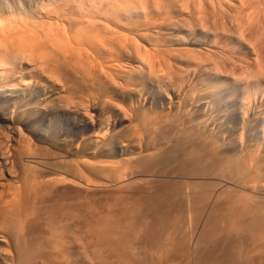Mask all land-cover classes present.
<instances>
[{
    "label": "bare ground",
    "instance_id": "obj_1",
    "mask_svg": "<svg viewBox=\"0 0 264 264\" xmlns=\"http://www.w3.org/2000/svg\"><path fill=\"white\" fill-rule=\"evenodd\" d=\"M61 1L27 9L0 0V264H158L139 258L151 253L166 256L159 264H264V20L257 18L263 23L253 31L249 20L237 22L235 31L223 20L220 27L216 18L229 12L228 0L191 2L198 13L188 0L178 1L177 9L169 0L154 6L82 0V17L67 21L57 8L47 11ZM183 9L196 15L186 12L194 15L186 22ZM243 43L252 49L247 52ZM49 53L55 59L49 55V61ZM232 54L247 64H234ZM148 83L158 87L146 88L154 93L151 108L148 103L135 112L147 136L145 144L141 135L143 159L149 161L124 159L138 168L132 174L137 180L120 184L115 175L110 181L118 185L111 186L98 175L122 164L107 150L115 139L100 147L88 141L90 132H104V122L97 128L90 106L80 102L90 104L97 95L130 99ZM73 85L75 94L84 85L88 100L75 101ZM56 103L68 111V126L52 121L42 129ZM128 113L115 125L131 126L135 113ZM130 151L125 147L123 155ZM169 157L207 169L191 170L192 179L219 183L205 181L217 186L196 194L195 180L184 190L175 179L164 181L165 172L157 175L152 167ZM142 167L154 174L144 175ZM72 239L88 259L79 247L71 249Z\"/></svg>",
    "mask_w": 264,
    "mask_h": 264
},
{
    "label": "rangeland",
    "instance_id": "obj_2",
    "mask_svg": "<svg viewBox=\"0 0 264 264\" xmlns=\"http://www.w3.org/2000/svg\"><path fill=\"white\" fill-rule=\"evenodd\" d=\"M8 1H10V3H12L13 5H15L14 3H17V4H20L19 2H21V5L22 6H24V4H26V6H27V9H29V8H31V7H35V6H37L38 5V3H40V1H42V2H45V3H47V1L48 0H8ZM33 1V2H32ZM68 1H69V3H68ZM81 1L82 0H67L66 2L64 1V0H62L59 4H61V5H59L58 4V6L56 7H54V6H52V7H50V8H48L47 9V11L49 10V11H54V9L55 8H57L58 9V11H57V9H55L56 11H55V13L57 14L58 13V15H59V17L60 18H62V17H64V18H62V19H64V20H67V21H69L68 19L69 18H71L70 20H77V19H79V18H81L82 16H81V13L83 12V10H82V8H78L77 9V7H78V5L81 3ZM126 1V0H125ZM131 1H133V0H127L126 2H131ZM144 1V2H143ZM158 1H160V0H134V2L136 3L137 2V4H150V5H155V4H153V3H159ZM164 1V2H163ZM167 1L168 0H162V2L160 1V3H162V4H168L167 3ZM176 1V2H175ZM178 1H180L181 2V0H169L168 2H169V4H171V6L172 5H174L175 6V4L176 3H180V2H178ZM187 1V0H186ZM185 0L183 1L182 0V2L184 3V2H186ZM190 1V2H189ZM193 1H195L196 2V0H188V2H189V4L191 3V2H193ZM232 1V2H231ZM236 1V2H235ZM238 0H228V3L229 4H232V5H229V6H227L228 7V9H227V11L229 10V12L228 13H223V18L224 17H226V19L224 18H216V22L219 24L220 23V21L219 20H223L224 21V23H225V25L227 24V25H229V26H227V28L229 27V29H231V30H233V28H234V30L233 31H235V29L237 28V27H235L236 25H238V23H239V25L238 26H241L242 24H244V22L246 23V20H249V23L251 22H254V28H253V25H252V28H251V30L253 29H255V27H257L256 26V23H263V21L262 22H259V20H264V0H239L238 2H237ZM245 1V2H244ZM29 2V3H28ZM37 2V3H36ZM133 2V3H134ZM151 2V3H150ZM173 2H175L174 4H172ZM251 2V3H250ZM22 3H24V4H22ZM65 3H67V4H65ZM132 3V2H131ZM234 3H235V5H234ZM247 3V4H246ZM16 4V5H17ZM32 4V5H31ZM35 4V5H34ZM156 4V5H157ZM162 4H160L161 6H162ZM182 3H180L179 5H181ZM240 4V5H239ZM31 5V7H29ZM34 5V6H33ZM149 5V6H150ZM191 5H192V8H190V9H192L193 11H195V9H193V4H190L189 5V7H191ZM242 5V6H241ZM245 5H246V7H245ZM61 6L63 7V8H61ZM75 6V7H74ZM148 6V5H147ZM163 6H165V5H163ZM232 6V7H231ZM244 6V7H243ZM61 9H60V8ZM176 8H174V9H177V7H179V6H175ZM229 7H231V10H230V8ZM238 7V8H237ZM53 8V9H52ZM65 8V9H64ZM180 8H181V6H180ZM232 8H234V9H232ZM236 8V9H235ZM240 9V10H239ZM61 10V11H60ZM65 10V11H64ZM72 10H74V11H72ZM81 10V11H80ZM187 11H185V9H183V11L182 12H184V13H182L181 11V13H182V16L184 17V18H182V19H184L185 20V17H187V15L185 16V14H186V12L187 13H192V14H194V12L192 11V10H189V9H186ZM189 10V11H188ZM233 10V11H232ZM254 10V11H253ZM62 12V13H60V12ZM64 11V12H63ZM67 11V12H66ZM76 11V12H75ZM176 11V10H175ZM192 11V12H191ZM234 11H235V13H234ZM44 12V11H43ZM180 12H179V15H180ZM195 12H197L198 13V11H195ZM237 12V13H236ZM45 13V12H44ZM49 13V14H48ZM48 13H46L45 15L47 16V17H54V15H55V17L57 16L54 12H48ZM189 13V14H190ZM257 13V14H256ZM52 14V15H51ZM70 14V15H69ZM83 14V13H82ZM184 14V15H183ZM191 14V15H192ZM225 14H227L228 16H226ZM231 14H232V16H231ZM49 15H51V16H49ZM75 15V16H74ZM175 15H177V16H174V17H177V18H179L178 17V14H175ZM194 15H196V14H194ZM194 15H192V16H190L189 15V17H193ZM230 15V16H229ZM233 15H235V16H233ZM241 15V16H240ZM66 16H69V18L68 17H66ZM73 16H74V18H73ZM77 16V17H76ZM181 16V17H182ZM221 16V15H220ZM238 16V17H237ZM180 17V18H181ZM189 17H187V18H189ZM196 17V16H195ZM194 17V18H195ZM217 17H219V16H217ZM228 17V18H227ZM231 17V18H230ZM233 17H235L234 19H233ZM253 17V18H252ZM66 18H68V19H66ZM176 18V19H177ZM187 18H186V22H187ZM194 18H193V20L192 21H194ZM257 18H260L259 20L257 19ZM262 18V19H261ZM47 19V18H46ZM49 19V18H48ZM190 19V18H189ZM229 19H230V23H229ZM232 19V20H231ZM236 19V20H235ZM237 19H238V21H237ZM227 21V23H226V21ZM240 20L242 21V23L240 22ZM244 20V21H243ZM251 20V21H250ZM189 21H191V20H189ZM188 21V22H189ZM233 23H232V22ZM234 21H235V23H234ZM256 21H258V22H256ZM222 22V21H221ZM238 22V23H237ZM190 23H194V22H190ZM240 23H241V25H240ZM250 23V24H251ZM216 24V23H215ZM217 24V25H218ZM253 24V23H252ZM259 24H257V25H259ZM220 27H221V23H220V25H219ZM222 26H223V22H222ZM232 28H231V27ZM245 27H246V24H245ZM248 27V26H247ZM246 27V28H247ZM223 29H224V26H223ZM249 29V28H248ZM247 29V30H248ZM229 31V30H227L226 28L224 29V31ZM251 30L250 31H248V34L251 32ZM252 30V31H253ZM228 33H230V31L228 32ZM232 33V32H231ZM230 33V34H231ZM234 33V32H233ZM114 39V38H113ZM107 40V39H106ZM236 40V39H235ZM238 41H240L239 39H237V42ZM236 42V43H237ZM242 42H244V40L242 41ZM238 43H240V42H238ZM244 44V43H243ZM247 44H248V46L250 47V49H248V46H247ZM238 45V44H237ZM244 46H247V47H245V50H246V48H247V52L249 51V50H251L252 49V46L249 44V43H246V45L244 44L243 45V47ZM232 47V46H231ZM232 48H234V47H232ZM235 51V50H234ZM246 51H244V52H242V53H244V54H247V53H245ZM237 51H235V53H236ZM250 52H252V51H250ZM235 53H233L234 55H235ZM238 53V52H237ZM241 53V54H242ZM233 54H232V56H231V60L234 62V64H235V62H237V63H239V61H242V59L245 57H247L248 58V56L246 55V56H244V55H241L240 54V52H239V54L240 55H238V57H240V58H242L241 60H238V61H234V59H233ZM51 56V54L49 53L48 54V58H49V61H51L50 60V56ZM55 56V55H54ZM236 56V55H235ZM244 56V57H243ZM250 56V55H249ZM51 58L52 59H55V58H53L52 56H51ZM239 58V59H240ZM246 58V59H247ZM236 59H237V56H236ZM251 59V58H250ZM246 60V61H251V60ZM53 61V60H52ZM244 61V60H243ZM240 62V64H239V66H244V64H247V62L246 63H244V62ZM55 62V65H56V61H54ZM236 63V64H237ZM242 63V64H241ZM54 65V66H55ZM238 65V64H237ZM237 65H235V67L237 68V67H239V66H237ZM246 66V65H245ZM234 67V68H235ZM153 84V85H152ZM148 83L146 86H145V89H142V88H144V87H142V88H140V90L138 91V93L139 92H142V94L141 93H139L141 96H143L142 98H144V100H146L147 102H144V100L141 98V96L139 95H137V94H135V96L136 97H139V98H135V96H133L134 94L133 93H135V92H133L132 93V96L133 97H130V99L128 98H120V97H118L117 99L118 100H116V102L115 101H113V100H111V99H109V97H105V96H101V95H97V97H98V100H97V98L95 97H93L94 99H92L91 98V101H92V103H90V104H88V101H85V103L84 102H80V100H79V102H80V104L81 103H83V104H87V105H89L90 106V115L93 117L92 119H94L95 121H97L98 122V124H97V128H99L100 126L99 125H101L102 124V127L104 126V132H102V134L100 133V135L98 134V132L97 133H94V132H92V133H94V134H92L91 132L88 134V141L91 143L92 141H93V143H95L94 145H99L98 147H100V145H102V144H104L105 143V141L107 142V139H108V137H112L110 140H114L113 141V143H112V145H111V147L110 148H107V150L109 149H113V151H115L116 153H114L113 151V154H114V156L113 155H111L112 156V158L114 157V159L113 160H117L116 162H121L122 164H117V165H115V166H113L112 165V167H110V168H112V169H109V170H107V171H110V173L111 174H108V172L106 173L107 175H110V177L112 176V178H109L107 175L105 176L106 177V179H105V177H104V175L105 174H100V175H98V176H101L100 178H102L103 177V179H101V180H104L105 182H107L108 180V182H111L113 179H114V177L113 176H115V175H117L118 176V180H117V177L115 176V181H118L120 184L121 183H125V182H132V181H135V180H137V176H134V175H132V174H135L136 175V172H139L137 169L138 168H136L135 169V166L134 167H130L131 166V164H133V163H131V162H134V160H135V162H136V160L137 161H139V162H142V160L143 161H145V162H147L148 163V161L146 160V158H145V160L143 159L145 156V151H144V143L146 144V141L147 140H145V139H147V136H145V135H143L142 134V132L141 131H144V127L142 126V123H141V126H140V124H138V123H140L139 122V120H138V122H137V119L138 118H136L137 116H138V113H140V111L142 112V110H146V109H148L147 107L149 106V108H151L150 106H151V102L153 101L152 99H154L153 98V94L154 93H152L154 90H157L156 88H158V87H156V84H154V83ZM81 85H82V83H81ZM154 85H155V89H154ZM149 86V90H151L150 91V93H148L149 92V90H147L146 88ZM76 87L77 86H75V85H73V87L71 88L72 89V91H71V93H72V95L74 96V98H76L75 99V101L76 100H78V99H81V100H88V96L84 99V95H82V93L83 92H85L84 90H85V87H84V85H83V87L81 88L82 89V91L80 90V93L78 92L79 90H77V92L78 93H74V92H76L75 90H76ZM80 88V87H79ZM79 88H77V89H79ZM84 89V90H83ZM143 90V91H142ZM148 91V92H147ZM143 92H145V93H143ZM74 93V94H73ZM152 93V95H150ZM78 94V95H77ZM83 94H85V93H83ZM146 94H147V96H146ZM149 94V95H148ZM68 95H70L71 96V94L69 93ZM80 95V98L79 97H76V96H79ZM81 95L83 96L82 98H81ZM72 97V96H71ZM102 97V98H101ZM146 97L148 98V99H146ZM151 97V98H150ZM155 97V96H154ZM78 98V99H77ZM90 98V97H89ZM134 98L136 99V100H134ZM140 98H141V100H143V102L141 103L140 101ZM150 98V99H149ZM124 99V100H123ZM131 99H133L132 100V102H131ZM140 101H139V100ZM90 100V99H89ZM101 100V101H100ZM74 101V100H73ZM108 101V102H107ZM110 101V102H109ZM139 101V102H138ZM113 102V103H112ZM106 103V104H105ZM107 103H108V106H107ZM119 103H120V105H119ZM148 103H150L149 105H148ZM75 104V103H74ZM113 104H114V106H113ZM63 105V104H62ZM105 105V106H104ZM143 105V106H142ZM148 105V106H147ZM55 106H56V108H55ZM57 106H58V108H57ZM74 106H76V105H74ZM97 106V107H96ZM110 106H111V108H110ZM126 106V107H125ZM133 106V107H132ZM60 107H61V109H62V112H61V109H60ZM80 107V106H79ZM116 107H117V109H116ZM132 107V108H131ZM146 108V109H144V108ZM53 108V107H52ZM82 108V107H81ZM129 112V113H131V115L132 114H134V115H130L131 117H135V118H132V119H134V120H131V123H129V124H131V126L130 125H126V124H128V122H125V124H118L117 126L115 125L116 123H121V122H119L120 120H119V118L118 117H120V115H122V114H124V113H128V112H122V111H125V109ZM55 109H56V112H55ZM140 109H142V110H140ZM60 110V111H59ZM63 110H64V112H63ZM133 112H131V111ZM137 110V112H135ZM140 110V111H139ZM60 112V113H59ZM122 112V113H121ZM128 113V114H129ZM58 114V115H57ZM93 114H94V116H93ZM137 115V116H136ZM105 116V117H104ZM129 116V115H128ZM96 117V118H95ZM101 118V119H100ZM108 118V119H107ZM116 118L118 119V120H116ZM47 119V120H46ZM104 119V120H103ZM108 120V121H107ZM111 120V121H110ZM135 120H136V122H135ZM53 121V122H52ZM42 122H44V123H46V124H44V123H42ZM53 123V124H55V126L56 127H66V126H68V124H69V117H68V111L67 112H65V109L60 105H58L57 103L54 105V109H52V114L50 115V116H48L47 118H45L43 121L41 120V122H40V125H41V127H42V129H44V127H45V130H46V126L45 125H48L49 123ZM101 122H104V124L103 123H101ZM108 122V124H106ZM101 123V124H100ZM111 125H110V124ZM112 123H113V125H114V127H111V126H113L112 125ZM57 124V125H56ZM105 124H106V127H105ZM135 125V126H134ZM136 125H137V127H136ZM140 127H142V128H140ZM116 126V127H115ZM121 126H123V127H121ZM134 126V127H133ZM61 127V128H62ZM105 128L107 129V130H105ZM113 128V129H112ZM115 128V129H114ZM112 131H111V130ZM138 129H143V130H139L138 131ZM97 131H98V129H96ZM109 130H110V132H109ZM115 130H118V132H116ZM121 130V131H120ZM126 130V131H125ZM115 131V132H114ZM138 131V133L136 134L135 132H137ZM112 132V133H111ZM104 133H105V135H104ZM114 133V134H113ZM139 133H140V136H138L139 135ZM145 133V132H144ZM113 134V135H112ZM117 134V135H116ZM146 134V133H145ZM91 135H92V137H91ZM115 135V136H114ZM131 135H133L132 137H131ZM141 135H142V140H144L143 142L141 141ZM106 136V137H105ZM113 136H114V138H113ZM118 136V137H117ZM124 136V137H123ZM138 136V137H137ZM136 137L138 138V139H136ZM86 138V139H87ZM90 138V139H89ZM105 138V139H104ZM118 138V139H117ZM133 138H135V139H133ZM93 139V140H92ZM109 139H108V141H109ZM140 139V140H139ZM104 140V141H103ZM119 140V141H118ZM129 140H131V141H129ZM133 140H136L137 141V145L139 146L140 145V148L138 147V146H133V144L132 143H134V144H136V142L134 141V142H132ZM118 141V142H117ZM121 141V142H120ZM128 141V142H127ZM139 141H141L142 142V145H141V142H139ZM88 142V143H89ZM103 142V143H102ZM125 142H127V144H128V146H127V144L125 143ZM130 142V143H129ZM92 143V144H93ZM118 143V144H117ZM73 144V143H72ZM130 144H132V145H130ZM70 147H71V142H70ZM69 145H67L68 146V149L70 148L69 147ZM67 146H65L66 148H67ZM119 146V147H118ZM127 147L128 148V150L130 151L129 152V156L128 155H126V157H125V155H123V150H124V148L125 147ZM130 146V147H129ZM132 146V147H131ZM73 148H75V146H72L71 148H70V150L71 149H73ZM102 148H103V146H102ZM131 148V149H130ZM50 151H52V149H50ZM93 151H95L94 149L93 150H91L90 149V153L92 152V153H95V154H92V155H94V156H96V153H97V150L95 151V152H93ZM53 152V151H52ZM89 152V151H88ZM145 152V153H144ZM131 153V154H130ZM142 153V154H141ZM90 154V156H88V157H90V158H93L92 157V155ZM143 155V156H142ZM110 156V157H111ZM135 156V157H134ZM124 159H126L125 161L126 162H128V160L130 161V165L128 164V163H124L125 161H124ZM132 159H133V161H132ZM142 159V160H141ZM161 159V158H160ZM159 159V160H160ZM174 158H168L167 160H165L164 158L163 159H161L160 161H158V162H155L154 164H155V166H156V168H155V166H153L152 167V169L154 170V172H156V174L157 173H161V174H163L162 172H165L163 175H165V176H163V175H161L162 176V178H164L165 180L164 181H171V180H173V179H175V182H178L179 184H182V189L184 190V188L186 187V188H188V185L189 184H192V182L191 181H194V182H196L197 181V185H198V183H199V185L201 186H197V187H195V188H193L194 190L195 189H197V190H195L194 192L196 193V194H198V193H204V192H206V191H212L217 185H212V183H214V184H217L215 181H217L218 183H219V181L217 180V179H215V178H206V179H192L190 176L192 175H188V174H190V173H192L193 172V170H194V174H195V172H196V170H205V172L207 173V169H199L200 167H198V169H197V167L195 166V165H193V169H192V165H185L186 163H184L183 164V162L181 161V160H179V159H176L175 158V160H173ZM166 161V162H164V161ZM171 160V161H170ZM122 161H124V162H122ZM167 161H169V162H167ZM182 163H181V162ZM159 162H160V164H159ZM161 162H163L164 164H162ZM126 164V165H124V164ZM166 163V164H165ZM168 163H169V165H168ZM146 164V163H145ZM171 164H172V166H171ZM160 165V166H159ZM123 166V167H122ZM127 166V167H126ZM168 166V167H167ZM114 167V168H113ZM166 167V168H165ZM187 167V168H186ZM123 168V169H122ZM155 168V169H154ZM205 168V167H204ZM142 169H143V167L140 169L139 168V170H140V172H142L143 174L145 173V169H143V171H142ZM165 169V170H164ZM184 169V170H183ZM196 169V170H195ZM209 169V171L208 172H210V168H208ZM135 170V171H134ZM137 170V171H136ZM149 170H151L150 169V167H148V169L146 170V173L145 174H147L148 176H151V175H153L154 174V172L152 171H149ZM158 170H160V171H162V172H157ZM170 170V171H169ZM192 170V171H191ZM151 174V175H149L148 174V172ZM184 171V172H183ZM191 171V172H190ZM201 171H200V173H201ZM124 172V174H122ZM135 172V173H134ZM170 172V173H169ZM186 172H187V174H186ZM190 172V173H189ZM153 173V174H152ZM178 173V174H177ZM199 173V172H198ZM114 174V175H113ZM131 174V175H130ZM144 174V175H145ZM159 174H157V175H159ZM167 174H168V177H167ZM171 174V175H170ZM181 174V175H180ZM121 175V176H120ZM126 175V176H125ZM188 175V176H187ZM120 176V177H119ZM125 176V177H124ZM131 176V177H130ZM133 176V177H132ZM122 177V178H121ZM135 177V178H134ZM189 177V178H188ZM107 178H108V180H107ZM132 178V179H131ZM172 178V179H171ZM191 178V179H190ZM110 179H112L111 181H110ZM134 179V180H133ZM124 180V181H123ZM176 180H179V181H176ZM214 180V181H213ZM111 182L112 183V185L111 186H114V185H118V183L117 182ZM174 181V180H173ZM199 181V182H198ZM200 181H204V183L202 182H200ZM205 181H212V183H211V186H209V182H208V184L205 182ZM181 182V183H180ZM184 182V183H183ZM190 182V183H189ZM186 183V184H185ZM187 183H188V185H187ZM207 184L208 186H202V184L204 185V184ZM205 184V185H206ZM186 185V186H185ZM93 186V185H92ZM97 186V185H96ZM99 186H102V185H99ZM185 186V187H184ZM203 187V188H202ZM210 188V190H209V188ZM213 188V189H212ZM202 189V190H201ZM204 189V190H203ZM206 189V190H205ZM186 190V189H185ZM203 191V192H201V191ZM187 230H190V229H187ZM190 232H192V229H191V231H187L186 233L189 235L190 234ZM191 234H193V232L191 233ZM191 234L189 235V236H191ZM71 243H70V246H71V249L73 250V248H74V251L75 250H77L78 251V249H80L81 250V248H83V247H81L82 245H79L78 243L76 244L75 243V241H73V239H72V241H70ZM74 242V243H73ZM137 244H139V243H137ZM193 244V243H192ZM192 244H191V249L190 250H193L194 248H195V246L193 247L192 246ZM69 246V247H70ZM78 248V249H76V247ZM139 246H141V245H139ZM139 246H137L138 248H139V251L140 250H142V248L141 247H139ZM136 247V250L135 251H137V248ZM188 249L190 248L189 246L187 247ZM144 249V248H143ZM71 250V251H72ZM82 250H84V249H82ZM79 251V252H81V254H82V252H84V251ZM144 250H146V251H148L146 248L144 249ZM144 250L143 251H141V252H144ZM77 251H75V252H77ZM86 252H84V255H81L80 254V256L83 258V259H86L88 256H86V254H85ZM157 253H154L153 255H152V253L151 254H149V255H147L146 254V257L144 256V255H141V256H139V258H147V256L149 257V259H152L153 261H155L156 260V262H158V264H159V262L161 263L163 260V262L164 263H166V256H164V255H156ZM154 255H156V256H154ZM83 256H85V257H83ZM144 256V257H143ZM112 257V256H111ZM111 257H108L107 256V258H109V259H111ZM116 257V256H115ZM114 257V258H115ZM118 257V256H117ZM112 258V261H113V259H114V261L116 260L117 261V259L119 260L120 258H122V257H120V258ZM137 257V256H136ZM135 256H134V258H136ZM155 258V259H154ZM258 257H257V254H256V256H255V259H257ZM88 259V258H87ZM159 261H158V260ZM89 260H90V257H89ZM88 260V261H89ZM162 260V261H161ZM155 262V263H156ZM88 263V262H87ZM116 263H118V262H116ZM89 264H90V262H89ZM93 264V263H92ZM113 264V263H112ZM119 264V263H118ZM157 264V263H156ZM163 264V263H162ZM252 264H256V262L254 263H252Z\"/></svg>",
    "mask_w": 264,
    "mask_h": 264
}]
</instances>
